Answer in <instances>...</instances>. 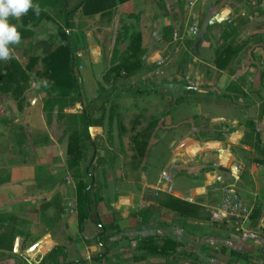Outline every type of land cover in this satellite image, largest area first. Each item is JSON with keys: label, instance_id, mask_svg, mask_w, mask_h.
<instances>
[{"label": "crops", "instance_id": "1", "mask_svg": "<svg viewBox=\"0 0 264 264\" xmlns=\"http://www.w3.org/2000/svg\"><path fill=\"white\" fill-rule=\"evenodd\" d=\"M58 23L43 20L30 27L34 36L21 37L11 46L12 58L0 65L1 69L14 59L25 68L38 59L22 96V111L11 95L0 91V215L22 221L13 251L0 249V264H235L234 252L247 254L237 257V264H264V165L253 163V147L243 144L246 124L253 120L264 147V7L256 0H193L189 6L182 0H132L119 5L109 22L101 15L76 18L81 29L73 34L72 44L86 102L96 99L99 86L105 85L123 24L131 28L130 35L141 34L145 51L146 70L128 80L145 91L120 92L113 98L112 140L102 154L114 151L116 159L96 171L105 186L99 216L103 223L116 221L124 230L112 239L102 260H95L103 251L95 242L99 229L90 221L82 229L78 224L76 184L67 166L68 138L56 120L47 122L32 80L43 70V52L30 44L56 36L62 25ZM169 27L172 31L166 32ZM192 27L198 28L196 35ZM226 42L237 54L220 71L216 52ZM129 44L127 40L119 49ZM81 70L88 72L86 81ZM85 82L91 85L88 96ZM237 82L246 96L228 90ZM81 109L78 105L69 112ZM152 118L158 124L138 164L130 158L134 122L145 126ZM109 125L110 115L104 127L89 132L106 138ZM215 133L221 134L220 140L212 137ZM163 172L173 177V194L158 191ZM228 187L252 214L260 209L257 227L249 228L252 220L243 227L211 220L210 210L219 206ZM169 197L189 205L185 214L156 206ZM151 208L155 220L139 223L134 214ZM23 234L30 238L23 240ZM65 237L70 238L67 259L44 261ZM163 237L177 241L178 255L166 257L143 248L145 239H156L160 245Z\"/></svg>", "mask_w": 264, "mask_h": 264}, {"label": "trees", "instance_id": "2", "mask_svg": "<svg viewBox=\"0 0 264 264\" xmlns=\"http://www.w3.org/2000/svg\"><path fill=\"white\" fill-rule=\"evenodd\" d=\"M132 0H34L40 6V13L36 15L32 9H29L25 16L20 19L10 18L11 23L18 25L22 38H31L34 36L30 27L38 26L43 20L58 21V34L49 38L47 41L31 43L30 47L41 49L43 57L41 63L43 70L32 77L36 84L37 93L41 96L43 103V112L46 115L47 122L52 123L56 120L59 129L62 130L64 137L68 138L67 166L70 177L76 184L77 196V213L78 224L82 229L86 221L93 223L98 229L99 234L95 242L102 248V252L95 260L106 258L110 252L112 239L121 235L124 230L115 221L110 224L102 222L98 213V206L104 200V185L98 182L96 171L104 169L108 165H113L116 156L114 151L111 155H104L107 152L106 142L112 140V122L115 116V109L112 101L115 95L120 92L132 93L136 91L139 94L144 93V87L141 84L131 85L128 80L134 77H140L146 70V64L143 56L145 51L142 48V36L137 31L130 35V27L122 25V32L118 35V41L111 57V67L104 76L105 85L99 86L98 96L92 101H85L82 94V84L80 76L76 70L74 58V48L72 44L73 34L81 29V24L76 25V18L94 17L101 15L108 22L112 18L115 9L122 4ZM59 24V23H58ZM172 31V28H166V32ZM56 37V39H54ZM130 41L129 46L121 51L120 44ZM229 37H225L228 41ZM237 54L236 49L227 44L222 45L216 52L215 65L218 70L224 71L229 67L231 58ZM33 59V58H32ZM181 64L179 72L185 73V61ZM38 59H33L23 68L16 60H10L3 68L0 69V91L7 92L17 103V108L22 111L23 103L26 98L22 97L26 89H29L31 78L30 71ZM187 62V61H186ZM0 61V65H1ZM240 83H233L228 90L231 93H238L246 96L241 90ZM261 85L264 88V70L261 73ZM21 95V98H20ZM78 105L82 109L71 113L69 110L76 108ZM264 111V106H262ZM110 115V128L106 138L102 136L92 137L89 130L91 128L104 127L107 116ZM12 122V121H11ZM158 124V120L152 118L145 126L139 122H134L133 130L136 134L132 137L130 143V158L141 164L145 157L149 141ZM247 133L243 144L250 145L255 151L253 163L264 165V147L259 134L256 133V127L253 120L246 124ZM141 127L140 130H137ZM121 131H124L120 125ZM215 140L221 139L220 133L212 135ZM117 151V150H116ZM168 201L159 200L156 206L166 207L172 211L185 214V208L189 205L177 198L169 197ZM59 214L55 215V220L59 219ZM139 223H149L155 220L154 210L151 208L145 212L134 214ZM262 216L260 209H256L251 216L249 228L258 226ZM22 225L16 217L0 215V227H5V231L0 235V249L13 251L16 239L17 227ZM52 229L50 226L49 229ZM23 240L29 239V234H23ZM163 244H157L156 239H145L143 248L150 253L162 254L166 257L178 255L179 244L176 240L169 237H163ZM69 237L63 238L59 244L44 257V261L55 263L58 258L64 260L68 257L67 242ZM183 257H189L186 253H180ZM247 255L240 252H234L233 262L239 256ZM82 261L71 264H79Z\"/></svg>", "mask_w": 264, "mask_h": 264}, {"label": "built area", "instance_id": "3", "mask_svg": "<svg viewBox=\"0 0 264 264\" xmlns=\"http://www.w3.org/2000/svg\"><path fill=\"white\" fill-rule=\"evenodd\" d=\"M260 6L264 7V0H256ZM191 32L196 35L198 28L192 27ZM159 192L173 194V177L168 172L161 174ZM213 222L222 223L232 221L235 226L243 227L248 224L252 216V208L245 204L241 198L235 193L232 187H228L223 191V198L216 208L209 212Z\"/></svg>", "mask_w": 264, "mask_h": 264}, {"label": "clouds", "instance_id": "4", "mask_svg": "<svg viewBox=\"0 0 264 264\" xmlns=\"http://www.w3.org/2000/svg\"><path fill=\"white\" fill-rule=\"evenodd\" d=\"M32 9L36 15L40 13V6L34 0H0V61L12 58V45L21 40L18 25L10 22V18L19 19Z\"/></svg>", "mask_w": 264, "mask_h": 264}, {"label": "rangeland", "instance_id": "5", "mask_svg": "<svg viewBox=\"0 0 264 264\" xmlns=\"http://www.w3.org/2000/svg\"><path fill=\"white\" fill-rule=\"evenodd\" d=\"M191 1H193V0H182V4L189 6V4H190ZM204 5H206V4H204ZM87 76H88L87 70H81V77H82V79L86 81L87 80V78H86ZM84 84H83V90H84L85 95L88 96L89 95V92L91 91V85H88V82H85ZM173 188H174V184H173Z\"/></svg>", "mask_w": 264, "mask_h": 264}]
</instances>
